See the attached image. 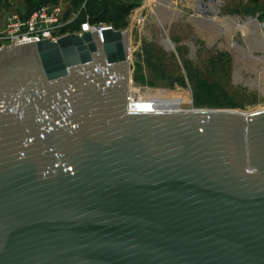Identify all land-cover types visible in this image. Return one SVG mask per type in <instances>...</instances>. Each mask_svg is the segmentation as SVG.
Instances as JSON below:
<instances>
[{
    "label": "water",
    "instance_id": "95a60500",
    "mask_svg": "<svg viewBox=\"0 0 264 264\" xmlns=\"http://www.w3.org/2000/svg\"><path fill=\"white\" fill-rule=\"evenodd\" d=\"M129 41L0 47V264H264V109L131 110Z\"/></svg>",
    "mask_w": 264,
    "mask_h": 264
},
{
    "label": "rangeland",
    "instance_id": "374dc122",
    "mask_svg": "<svg viewBox=\"0 0 264 264\" xmlns=\"http://www.w3.org/2000/svg\"><path fill=\"white\" fill-rule=\"evenodd\" d=\"M39 1L32 0L29 8L24 0V12ZM200 1L48 0V4L63 5L67 14L81 10L86 17L95 4L108 5L111 19L101 17L94 24L129 32L130 105L135 110H263L264 0H206L210 16L197 12ZM12 7L9 0H0V11ZM249 21L256 25H246Z\"/></svg>",
    "mask_w": 264,
    "mask_h": 264
},
{
    "label": "built area",
    "instance_id": "2783aa9c",
    "mask_svg": "<svg viewBox=\"0 0 264 264\" xmlns=\"http://www.w3.org/2000/svg\"><path fill=\"white\" fill-rule=\"evenodd\" d=\"M156 1L159 0H144V3L150 4ZM80 12L81 10L67 14L64 6L56 3L41 5L29 13H12L6 17L4 29L0 33V47L28 41H56L68 34L81 36L85 33L97 32L101 35L104 30L113 29L110 26L91 23L90 17L87 16L79 21L73 31H66V28H70L79 20Z\"/></svg>",
    "mask_w": 264,
    "mask_h": 264
},
{
    "label": "trees",
    "instance_id": "16d2710c",
    "mask_svg": "<svg viewBox=\"0 0 264 264\" xmlns=\"http://www.w3.org/2000/svg\"><path fill=\"white\" fill-rule=\"evenodd\" d=\"M25 3H26V6H28L29 8H30V6H33L32 5V0H25ZM48 3H51V2H48V0H40L38 2L37 6L33 10L39 8L43 4H48ZM33 10H31V11H33ZM95 10L99 14H95L94 13ZM31 11H29V12H31ZM89 11L91 12L90 14H92V15H90L88 13ZM89 11L86 12V14L90 16V22L91 23H95V22L100 21L101 20V17H103L104 19H108V20L111 19L110 12L112 10L108 7V5H105L104 3L95 4V9L92 8L91 10L89 9ZM85 17H86L85 13H80L79 20L77 22L73 23V25L70 28H72V27H75L76 28V26L78 25L79 21L85 19ZM117 19H118V16L116 18H113L112 21H115ZM71 31H73V29Z\"/></svg>",
    "mask_w": 264,
    "mask_h": 264
},
{
    "label": "crops",
    "instance_id": "0c3cea01",
    "mask_svg": "<svg viewBox=\"0 0 264 264\" xmlns=\"http://www.w3.org/2000/svg\"><path fill=\"white\" fill-rule=\"evenodd\" d=\"M9 1L13 5V7L9 8L8 10H1L0 11V33L4 29V23H5V19H6L7 16H9L12 13H20V12L22 13V12H24V4H23L24 0H13V1L9 0ZM207 8H210V7H207ZM214 9H215V7H214Z\"/></svg>",
    "mask_w": 264,
    "mask_h": 264
},
{
    "label": "bare ground",
    "instance_id": "6f19581e",
    "mask_svg": "<svg viewBox=\"0 0 264 264\" xmlns=\"http://www.w3.org/2000/svg\"><path fill=\"white\" fill-rule=\"evenodd\" d=\"M208 16H210V15H208ZM246 25H256V24L254 22H252V21H249V22L246 23ZM235 26H237V23H235ZM130 103H131V101H130ZM130 109L133 110V111H136L135 108L132 105H130Z\"/></svg>",
    "mask_w": 264,
    "mask_h": 264
}]
</instances>
